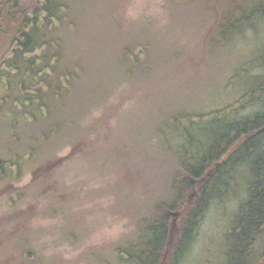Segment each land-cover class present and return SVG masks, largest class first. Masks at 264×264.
Returning <instances> with one entry per match:
<instances>
[{
    "label": "trees",
    "instance_id": "1",
    "mask_svg": "<svg viewBox=\"0 0 264 264\" xmlns=\"http://www.w3.org/2000/svg\"><path fill=\"white\" fill-rule=\"evenodd\" d=\"M214 1L210 5L213 27L221 37L210 45V54L213 48H228L232 36L240 37L249 26L255 29L264 20V0ZM79 2L87 4V0H0V89L5 90L0 94L1 180H17L37 163L53 162L55 154L89 129L79 122L97 105L108 102L121 83L128 82L126 93L139 97L156 99L168 93L173 69H155L147 57L149 49L122 48L123 63L119 57L112 59L113 64L104 62L93 36L99 29L79 17L85 12L83 6L76 8ZM261 57L258 54V60ZM253 80L245 101L262 108L230 121L228 117L216 120L214 113L205 117L207 143L189 140L185 144L180 120L188 116L175 114L177 105L165 109L160 127L151 135L167 142L138 166L147 193L137 209L135 238L116 252L119 263L184 261L211 205L240 194L241 221L227 235L228 244L238 241L240 250L226 254L228 264H264V243L253 244L255 236L264 239V71ZM192 118L189 124L196 125ZM172 129L177 130L174 135ZM168 136L174 141L179 138L180 143H170ZM236 173L245 175L244 179L235 177ZM24 194L12 195V206ZM242 206L247 208L242 211ZM23 239V246L15 243L22 258L28 264H48L40 250ZM185 244L188 248L183 252Z\"/></svg>",
    "mask_w": 264,
    "mask_h": 264
},
{
    "label": "rangeland",
    "instance_id": "2",
    "mask_svg": "<svg viewBox=\"0 0 264 264\" xmlns=\"http://www.w3.org/2000/svg\"><path fill=\"white\" fill-rule=\"evenodd\" d=\"M214 3L87 0L76 5L85 7L79 17L99 29L93 36L105 63L118 57L123 63L122 48L144 47L155 69L170 67L173 76L166 97L156 99L126 93L129 83H121L108 102L79 122L89 129L55 154L53 162L37 163L14 181L0 175V264H28L20 249L23 237L48 264H121L116 252L135 238L137 209L147 193L138 166L167 142L151 135L165 109L177 105L174 113L188 116L180 120L183 125L191 117L208 125L205 117L212 113L216 120L253 114L257 107L245 97L247 81L264 71L256 63L264 49V21L210 54V45L221 37L213 27ZM173 138L168 136L170 143H180ZM21 192L26 194L12 206L11 196ZM238 209L234 198L215 201L183 264H228L227 235Z\"/></svg>",
    "mask_w": 264,
    "mask_h": 264
},
{
    "label": "bare ground",
    "instance_id": "3",
    "mask_svg": "<svg viewBox=\"0 0 264 264\" xmlns=\"http://www.w3.org/2000/svg\"><path fill=\"white\" fill-rule=\"evenodd\" d=\"M251 7H253V5L251 6ZM264 20H262V21H259L258 22V24L260 23V22H263ZM248 29H250V26L248 27ZM233 37V36H232ZM231 37V38H232ZM230 40H232V39H230ZM259 55H260V57H261V55L263 56L264 55V49H262L260 52H259ZM256 63H258V65L260 64V66L261 67H264V58L263 57H261V59L259 58V60L256 62ZM262 73V72H261ZM261 73H259V74H261ZM259 82H260V80H257L256 81V85H259ZM252 87H254V80H253V77H250V79L247 81V90H248V92L250 91V88H252ZM263 104V103H262ZM251 106H253V105H251ZM254 106H256V105H254ZM262 106V105H261ZM259 107L258 108V106H256L258 109H261L262 107ZM244 108H246V106H244ZM257 108L255 109V111L257 110ZM255 111H253V113L255 112ZM241 116V115H240ZM240 116H238V117H240ZM248 116H250V115H248ZM247 115H242L241 117L242 118H246V117H248ZM238 117H235V118H233V116L230 118V116H228V120L230 121V120H235L236 118H238ZM182 124V126H180L181 128H180V130H182L183 131V133H184V135H185V144H187L188 145V143H189V140L191 141V142H195V141H197V140H201V141H205V143H207L208 141H209V136H208V132H209V129H208V127H207V125L206 124H200V123H195L194 122V124H196V125H193V124H188V125H183V123H181ZM195 127V128H194ZM193 128V129H192ZM185 161H188L189 163H191V164H194V160L193 159H191V158H187ZM235 177H239V178H241L242 180L244 179V177H245V175H243V174H241V173H236L235 175H234ZM232 195H234V194H232ZM240 194H238L237 196H235V198H234V200L236 201V202H238L239 203V207L241 206L240 205V196H239ZM228 201H230V200H228ZM247 208V206H242L241 207V209H242V211L244 210V209H246ZM240 209V208H239ZM239 209L237 210V212L233 215L234 217L233 218H231V220H232V222H231V224H230V229H232L233 230V227H234V225H236V224H240V221H241V219H239V214H240V211H239ZM244 216H245V214H243L242 213V218H244ZM262 226H264V223H263V225ZM230 229H229V231H230ZM262 230V229H261ZM257 242H261V244H263L264 243V239H262L261 238V235L260 236H255L254 237V241H253V244L255 245ZM185 246V248H184V251L183 252H186L187 251V248H188V245L187 244H185L184 245ZM183 246V247H184ZM239 242L237 241V242H235V243H232V244H228L227 245V254H229L230 253V250L232 249V250H240L239 249ZM236 248V249H235ZM259 248H261V247H259ZM260 250V249H259ZM181 252V251H180ZM180 257H181V253H180ZM182 260V258H180L179 259V263L178 264H183L184 263V261H181Z\"/></svg>",
    "mask_w": 264,
    "mask_h": 264
}]
</instances>
